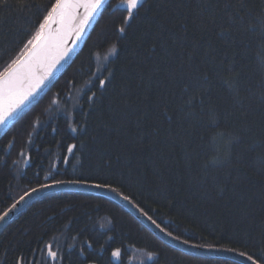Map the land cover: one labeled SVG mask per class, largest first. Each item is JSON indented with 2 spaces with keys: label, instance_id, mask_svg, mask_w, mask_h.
<instances>
[{
  "label": "trees",
  "instance_id": "trees-1",
  "mask_svg": "<svg viewBox=\"0 0 264 264\" xmlns=\"http://www.w3.org/2000/svg\"><path fill=\"white\" fill-rule=\"evenodd\" d=\"M24 2L33 6L0 9V70L55 0ZM237 3L256 27L218 35L233 11L225 5ZM124 15L120 0H102L73 57L0 134V216L39 187L102 184L177 240L260 264L264 0H145L118 40ZM18 261L241 264L182 252L114 200L69 190L34 199L2 229L0 264Z\"/></svg>",
  "mask_w": 264,
  "mask_h": 264
},
{
  "label": "snow or ice",
  "instance_id": "snow-or-ice-1",
  "mask_svg": "<svg viewBox=\"0 0 264 264\" xmlns=\"http://www.w3.org/2000/svg\"><path fill=\"white\" fill-rule=\"evenodd\" d=\"M144 3L145 0H120V7L126 10V15L123 16L121 26L115 30L118 33V40L121 38L128 39V29L131 28V22L137 18ZM101 4L102 0H55V3L51 4L50 7H46L43 12H40L39 8L37 9L38 14L42 15V19L38 20V27H36L35 32L20 49V52L0 70V125H7L24 112L36 98L38 92L42 90V86L52 74V70L67 55L68 50L63 48V44L72 31V28L68 27V22L70 20L75 21V10L83 7L87 12V15L80 20L79 27H75L73 24L75 32L79 34L83 31V25L88 22L94 13H97ZM19 5L21 11L33 6L26 4L24 0H19ZM229 7L233 11L228 14L229 18L224 24L220 25V31L217 34L224 36L226 33L233 31L242 34L252 32L256 25L251 20L246 19L248 15L245 11L246 5L243 3L225 5V8ZM11 8L12 5L9 0H0V9L11 10ZM201 12H203V9ZM213 23H215V20H213ZM53 24L59 25L55 31L52 28ZM261 27L264 28V20L261 21ZM144 35H147V33H144ZM137 39L140 40V43H143L142 38L138 37ZM156 47L157 42L152 41V48L148 50L149 54H154ZM111 51L116 52L115 46ZM204 79H207V75L204 76ZM99 85L101 88L106 87V81L100 80ZM261 99L264 100V94H262ZM72 131H75V129H72ZM69 150L71 151V148ZM71 182L78 183V181ZM93 186L97 188L105 187L102 184ZM111 190L115 191L116 189ZM33 191L37 190L33 189ZM124 199H127V197H124ZM15 207L16 205H13V208ZM4 216H7V213ZM4 216H0V220L4 219ZM161 230L163 231V229ZM167 234L171 235L170 233ZM172 238L178 239V237ZM183 242L187 243V241ZM120 254L121 250L117 248L111 252V257L118 259ZM81 255H84L83 251H81ZM240 255L245 256L246 260H251L252 264H257V260L253 259L251 255H246L243 252ZM49 256L55 259L56 253L50 251ZM17 264H20V262L18 261ZM260 264H264V260Z\"/></svg>",
  "mask_w": 264,
  "mask_h": 264
},
{
  "label": "water",
  "instance_id": "water-1",
  "mask_svg": "<svg viewBox=\"0 0 264 264\" xmlns=\"http://www.w3.org/2000/svg\"><path fill=\"white\" fill-rule=\"evenodd\" d=\"M74 15H75V21L70 20L68 22V27L72 28V31L68 34L63 44V48H66L68 50L67 55L52 70V74L45 80L44 85L42 86V90L38 92V94L36 95V98L44 90V88L49 84V82H51L62 71L65 65L73 57V55L77 51V48L80 43V39L85 31V28L89 24L94 14L90 17L88 22L83 25V31L80 32L79 34L75 32V27H79L80 20H82L87 15L86 9L83 7H80L77 10H75ZM73 24L75 25V27H73ZM58 27L59 25L53 24L52 25L53 31H55ZM13 121L14 120L9 122L7 125H0V134ZM36 190L37 191L31 190L30 192L26 193L23 196V199L20 198L14 204L16 205L15 208H13L12 206L5 212L7 213V216H4L5 213L2 215L4 216V219L0 220V232L21 210H23V208H25L26 205H28L34 199L44 194L55 192V191H63V190L79 191V192L94 193V194L102 195V196H105V197H108L114 200L116 203H118L124 209H126L139 222H141L154 235H156L161 241H163L164 243L182 252H185L193 256L202 257V258H206V257L216 258L217 257V258H223L226 260L230 259L237 263L239 262L241 264H252L251 260H246L245 256H241L240 253H235V252L228 251V250L227 251L218 250V249L213 250V249H208V248L196 247V246H192L187 243H184L182 241H179L177 239H173L172 236L168 235L164 230L162 231L161 228L156 223H154L144 212H142L129 199H124V196H122L121 194L115 191H112L109 188H104V187L97 188L94 186L78 185V184H54V185H46L43 187H39V188H36Z\"/></svg>",
  "mask_w": 264,
  "mask_h": 264
},
{
  "label": "bare ground",
  "instance_id": "bare-ground-1",
  "mask_svg": "<svg viewBox=\"0 0 264 264\" xmlns=\"http://www.w3.org/2000/svg\"><path fill=\"white\" fill-rule=\"evenodd\" d=\"M209 249V248H208ZM214 250V249H213ZM218 250H220V249H218Z\"/></svg>",
  "mask_w": 264,
  "mask_h": 264
}]
</instances>
